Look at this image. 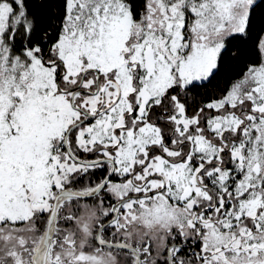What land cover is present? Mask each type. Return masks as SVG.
I'll use <instances>...</instances> for the list:
<instances>
[{
	"label": "snow or ice",
	"instance_id": "obj_1",
	"mask_svg": "<svg viewBox=\"0 0 264 264\" xmlns=\"http://www.w3.org/2000/svg\"><path fill=\"white\" fill-rule=\"evenodd\" d=\"M0 264H264V0H0Z\"/></svg>",
	"mask_w": 264,
	"mask_h": 264
}]
</instances>
